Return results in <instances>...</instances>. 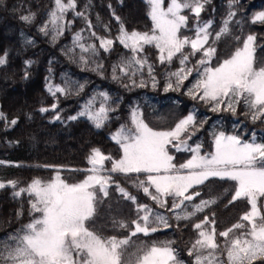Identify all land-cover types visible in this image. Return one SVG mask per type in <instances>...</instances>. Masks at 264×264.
Returning a JSON list of instances; mask_svg holds the SVG:
<instances>
[{
	"label": "trees",
	"instance_id": "1",
	"mask_svg": "<svg viewBox=\"0 0 264 264\" xmlns=\"http://www.w3.org/2000/svg\"><path fill=\"white\" fill-rule=\"evenodd\" d=\"M161 1L163 7L170 2ZM200 1L197 15L183 10L186 20L178 35L192 39L204 26L203 46L167 57L152 41L135 40L155 29L148 0H0V248L25 240L44 224L47 189L59 182L76 187L90 169H98L102 179L88 190L92 208L82 228L104 245L115 243L120 260L132 261L134 250L141 254L166 241L178 259L192 264L189 250L202 238L222 244L226 236L250 229L251 204L234 196L236 182L209 178L185 192L191 202L214 200L203 211L186 220L169 216L166 227L148 234L131 233L136 215L144 216V204L155 207L149 200L153 191L147 175L114 169L121 145L136 133L135 119L153 130L170 129L192 110L204 148L210 144L209 124L217 120L226 134L255 138L264 154V111L256 114L242 99L233 110L210 109V101L184 93L195 69L179 90L162 92L168 80L197 67L202 51L211 50L208 66L215 68L246 39L253 67H264V0ZM228 17V32L215 38ZM182 55L188 59L183 64ZM140 60L152 69L153 88L131 65ZM148 96L163 102L152 107ZM258 195L257 221L264 226L263 194ZM121 220L128 226L118 228ZM66 252L72 264H89L81 246L69 242ZM245 264H264V257Z\"/></svg>",
	"mask_w": 264,
	"mask_h": 264
},
{
	"label": "rangeland",
	"instance_id": "2",
	"mask_svg": "<svg viewBox=\"0 0 264 264\" xmlns=\"http://www.w3.org/2000/svg\"><path fill=\"white\" fill-rule=\"evenodd\" d=\"M148 1L152 7L154 32L135 40L152 41L160 54L167 57L182 52L185 47L201 49L207 38L204 26L196 29L192 39L178 35L186 20L183 10L189 8L191 14L197 15L200 0H170L166 7L161 0ZM229 18L223 21L215 38L228 32ZM210 55L211 50L202 51L201 58L194 61L197 67L187 68L175 81L168 80L162 92L179 90L183 80L195 69L191 81L184 87V93L210 101V109L233 110L237 101L242 99L256 114L264 111V67H253L250 40L246 39L240 49L215 68L208 66ZM186 60L187 56L182 55L180 63ZM131 65L140 76L145 74L149 77L153 88L152 69L144 60H140L139 64L131 61ZM141 66L145 67V71ZM93 96L98 95L94 93ZM94 97L90 99L91 105L95 102ZM146 99L152 107L163 102L154 96ZM194 112L192 110L170 129L153 130L135 119L136 133L131 135L132 141L126 139L129 134L123 135V140L127 142L121 145L122 157L114 169L124 174L147 175L153 191L149 200L155 206L151 209L147 207L149 204H144V216L140 219L141 215H136L131 233L148 234L166 227L169 216L186 220L203 211L214 200L208 197L191 202L192 196H185L187 189L209 178H228L236 182L234 196L246 197L251 204L247 217L250 229L239 235L226 236L222 244L211 238H202L189 250L193 255L192 264H245L264 257V226L257 221L260 216L258 194H263L264 200V154L261 144L255 138L243 139L224 133L217 128L218 121L214 120L208 128L209 147L204 148L202 137L196 135L198 125H192ZM177 154L181 159L173 163ZM89 171L91 175L76 187L63 186L59 182L47 189L44 195L49 204L44 224L25 240L18 239L12 245L4 243L0 248V264H72L66 252L69 242L86 249L89 264H187L175 256L166 241L141 249V254L134 250L136 255L131 261L127 257L119 259L115 243L104 245L91 238L82 228V220L92 208L88 190L92 186L98 187L102 178L98 177V169ZM167 197L171 198L169 204ZM116 226L128 225L121 220Z\"/></svg>",
	"mask_w": 264,
	"mask_h": 264
}]
</instances>
